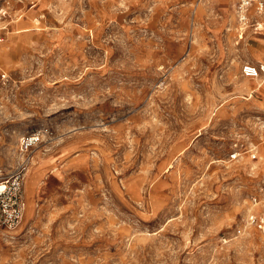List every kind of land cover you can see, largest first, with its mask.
<instances>
[{
	"label": "rangeland",
	"instance_id": "374dc122",
	"mask_svg": "<svg viewBox=\"0 0 264 264\" xmlns=\"http://www.w3.org/2000/svg\"><path fill=\"white\" fill-rule=\"evenodd\" d=\"M237 2L0 0V188L23 203L0 264H264V91L242 72L264 31Z\"/></svg>",
	"mask_w": 264,
	"mask_h": 264
},
{
	"label": "built area",
	"instance_id": "2783aa9c",
	"mask_svg": "<svg viewBox=\"0 0 264 264\" xmlns=\"http://www.w3.org/2000/svg\"><path fill=\"white\" fill-rule=\"evenodd\" d=\"M235 11L238 22L242 25V33L251 28H255L259 32L264 31V0H238ZM2 40L3 38H0V41ZM242 72L245 77L251 79L264 76V64L247 63L243 66ZM43 137V132L25 136L21 139V146L29 150L40 143ZM244 153L248 154L252 159L257 158V153L252 149H247L243 152L235 151L231 158L237 160ZM254 202L257 203L256 198H254ZM0 211L2 212L3 222L8 228L14 229L19 225L23 214V203L16 189L13 192L9 185H5L4 190L0 192ZM263 223L264 219L258 215L253 216L251 220V225L262 226Z\"/></svg>",
	"mask_w": 264,
	"mask_h": 264
},
{
	"label": "crops",
	"instance_id": "0c3cea01",
	"mask_svg": "<svg viewBox=\"0 0 264 264\" xmlns=\"http://www.w3.org/2000/svg\"><path fill=\"white\" fill-rule=\"evenodd\" d=\"M2 41H0V42H2ZM251 42H252V45L250 46L251 47V52H250L251 53V58H250V60L252 62L251 64H255V65L264 64V41H262L259 38H252ZM248 63H250V62H248ZM254 80H256V81L259 80V82L261 83L260 86H259L260 90H257L255 92H260V93L263 92L264 91L263 90L264 89V76H260L258 78H254ZM251 97H253V96H251Z\"/></svg>",
	"mask_w": 264,
	"mask_h": 264
},
{
	"label": "bare ground",
	"instance_id": "6f19581e",
	"mask_svg": "<svg viewBox=\"0 0 264 264\" xmlns=\"http://www.w3.org/2000/svg\"><path fill=\"white\" fill-rule=\"evenodd\" d=\"M1 191H3V189H2V188H0V192H1Z\"/></svg>",
	"mask_w": 264,
	"mask_h": 264
}]
</instances>
